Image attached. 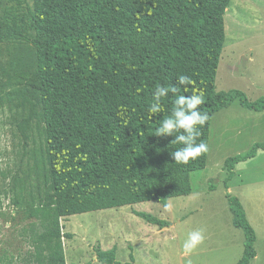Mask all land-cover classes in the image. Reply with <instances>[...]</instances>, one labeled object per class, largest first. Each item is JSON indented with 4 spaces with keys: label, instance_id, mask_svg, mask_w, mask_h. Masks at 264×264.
Wrapping results in <instances>:
<instances>
[{
    "label": "trees",
    "instance_id": "1",
    "mask_svg": "<svg viewBox=\"0 0 264 264\" xmlns=\"http://www.w3.org/2000/svg\"><path fill=\"white\" fill-rule=\"evenodd\" d=\"M0 12V49L32 45L36 66L10 93L17 99L19 129L28 156L24 176L14 179L15 203L29 194V218L38 264H67L62 218L109 208L168 199L192 192L190 174L205 168L211 119L238 99L264 111V96L250 100L240 89L217 91L216 76L226 40L225 15L231 0H11ZM195 83L178 84V77ZM157 86H176L151 115ZM202 94L199 110L210 119L197 143L207 151L187 164L172 152L175 136L157 137L179 96ZM182 131V130H181ZM187 135L186 133H184ZM264 142L228 157V182L238 163L255 157ZM214 188V185H211ZM233 224L245 235L235 264H250L257 233L240 198L226 195ZM161 229L170 221L135 211ZM33 226V227H34ZM102 264H136L117 259L116 248H95Z\"/></svg>",
    "mask_w": 264,
    "mask_h": 264
},
{
    "label": "rangeland",
    "instance_id": "2",
    "mask_svg": "<svg viewBox=\"0 0 264 264\" xmlns=\"http://www.w3.org/2000/svg\"><path fill=\"white\" fill-rule=\"evenodd\" d=\"M11 3L0 0V12ZM225 20L226 40L215 89H240L250 100H256L264 96V0H231ZM35 66L32 45L1 47L0 264H38L32 229H42L29 218L31 197L25 195L22 207L15 203L14 179L26 174L28 156L19 129L17 99L10 97ZM256 142H264V111L244 108L236 99L212 116L207 165L191 172L192 192L168 199L167 210L159 202L148 201L62 218L63 232L71 235L62 239L67 264H102L96 258L95 248L99 246L105 250L107 246L118 248L117 259L129 261L130 253L136 251L130 241L135 238L127 233L138 229L147 232L149 226L153 227L151 236L156 239L159 255L150 261L137 255V264H235L243 255L245 235L233 224L228 192L241 199L257 232L258 257L251 264H264V149L236 165L229 189L225 183V160L247 152ZM134 210L152 213L170 224L160 229L132 213ZM199 229L203 230L204 242L185 254L182 244L188 232Z\"/></svg>",
    "mask_w": 264,
    "mask_h": 264
},
{
    "label": "clouds",
    "instance_id": "3",
    "mask_svg": "<svg viewBox=\"0 0 264 264\" xmlns=\"http://www.w3.org/2000/svg\"><path fill=\"white\" fill-rule=\"evenodd\" d=\"M194 83L190 77L184 75L178 77V84L185 86V90H187V85H193ZM170 91L175 93L177 87H156L153 94L154 103L149 107L151 115H156L163 111L161 100L167 97ZM202 103L203 96L202 94H198V90H194L193 94L189 97L179 96L174 101L171 115L163 119L160 122V126L156 129L157 137L174 135L175 139L172 142L183 145V147L171 153L175 162L178 164H187L190 159H195L207 151L206 143H197V138L200 136V128L197 126L203 127L210 119L207 113L199 110V106ZM169 207L170 205H165L166 210ZM204 239L202 229L188 232L187 238L182 244L183 252L185 254L193 252L204 242Z\"/></svg>",
    "mask_w": 264,
    "mask_h": 264
},
{
    "label": "crops",
    "instance_id": "4",
    "mask_svg": "<svg viewBox=\"0 0 264 264\" xmlns=\"http://www.w3.org/2000/svg\"><path fill=\"white\" fill-rule=\"evenodd\" d=\"M241 200V199H240ZM242 202V201H241ZM133 211V209H132ZM131 211V212H132ZM135 211H138V210H134ZM132 212V213H134ZM248 216V215H247ZM233 217V215H232ZM144 220V219H143ZM62 224V223H61ZM150 224V223H149ZM154 225V224H152ZM157 226V225H156ZM159 227V226H158ZM148 228V231L145 232V229H138V230H130V233H127V235L131 238V237H134L135 240H130L133 245L132 247L135 248L134 250L136 252H134V257H135V261H136V264H137V255H139V258L141 260H147V261H150L153 257H156V255L158 256L159 253H157V250H158V245L156 243V239L153 240L152 236H151V233L153 230V227H147ZM160 228V227H159ZM161 229V228H160ZM150 230V231H149ZM257 233V232H256ZM113 236V235H112ZM257 241V240H256ZM136 242V243H134ZM245 242V241H244ZM108 244V243H107ZM255 245H256V242H255ZM245 246V245H244ZM108 249H111V248H115V247H110V246H107ZM255 249H256V246H255ZM105 250V249H104ZM117 250H119L118 248H116V252ZM159 251V250H158ZM244 252V251H243ZM256 252L258 253L257 249H256ZM243 256V255H242ZM241 256V257H242ZM258 257V254H256V256L254 258H252V260L250 261V264L252 263L253 260H255L256 258ZM97 258V257H96ZM241 259V258H240ZM239 259V260H240ZM238 260V261H239ZM237 261V262H238Z\"/></svg>",
    "mask_w": 264,
    "mask_h": 264
}]
</instances>
